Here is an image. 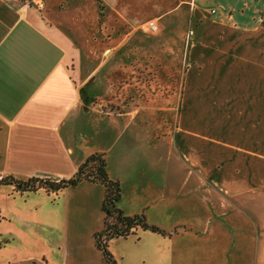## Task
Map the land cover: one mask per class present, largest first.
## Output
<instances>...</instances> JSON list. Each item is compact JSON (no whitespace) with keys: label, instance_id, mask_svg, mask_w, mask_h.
Here are the masks:
<instances>
[{"label":"crops","instance_id":"obj_1","mask_svg":"<svg viewBox=\"0 0 264 264\" xmlns=\"http://www.w3.org/2000/svg\"><path fill=\"white\" fill-rule=\"evenodd\" d=\"M98 1L0 0V179H69L103 154L118 205L158 229L111 240L114 254L121 243L140 264H218L228 248L232 264H264V0H178L145 18L158 37L147 21L124 30L141 22L130 5L102 0L100 14ZM181 7L199 21L178 95V64L162 77L154 61L157 39L183 38L168 19ZM104 196L87 180L56 193L0 185V264H105Z\"/></svg>","mask_w":264,"mask_h":264},{"label":"rangeland","instance_id":"obj_2","mask_svg":"<svg viewBox=\"0 0 264 264\" xmlns=\"http://www.w3.org/2000/svg\"><path fill=\"white\" fill-rule=\"evenodd\" d=\"M22 1H28L31 5L34 6V2H32V0H22ZM118 2L122 3V4H128L130 5V14L131 16H134L136 20L141 21L138 23H134L130 20V24L127 25L129 26V28H124L125 31H139V32H143L142 31V25L146 22L148 24L149 21H155V23L157 24V19L156 18H149V19H145L151 15L157 14L160 11H164V10H169L171 9L178 0H117ZM113 3H116V0H113ZM99 4V11L101 12L100 14H104V11H101L103 8L105 9V5L103 4L102 0L98 1ZM35 7V6H34ZM36 8V7H35ZM189 15L190 12L189 10H187L185 7H181L178 8L175 11V14L171 15L168 17V19L170 18H175L172 24L173 27H176L175 30H177L178 32L176 33V37L179 33L182 32V36L183 38H174L171 39V41L167 40V39H157L156 40V57L157 59L154 61L156 64L161 65L162 67V77H165V75L169 74L168 70H164V67H166L170 62L171 63H177L178 67H177V71L175 72L176 78L178 79V95L181 92V83L183 80V76H184V69L186 68V66L189 65V59H188V45L190 46L193 41H195V37H196V32H197V24L198 21L196 16H195V20L193 19H189ZM262 15H264L262 13ZM202 17V16H201ZM200 17V18H201ZM191 18V17H190ZM145 19V20H144ZM143 20V21H142ZM264 23V21H263ZM146 24L147 27V32L150 34H154L155 36H162L163 33H166V31L164 32L163 27H160L157 24V30L153 31L151 30V28ZM170 24H169V28H170ZM101 26V24L99 25V27ZM121 23H117L114 22L113 23V30H114V34L117 35V31L121 32ZM168 28V30H169ZM165 29V27H164ZM193 31V34L189 35L190 32ZM118 32V33H119ZM161 32H163L161 34ZM185 32V33H184ZM180 36V35H179ZM118 38L114 39V44H116V42L118 41ZM143 42L137 40V41H130L129 46H133L136 47L137 45H142ZM170 44H173L172 47L174 46L176 49L172 55V58L170 57V54H168V52L166 51L165 47L170 46ZM159 48V49H158ZM165 49V51H164ZM136 58V57H135ZM143 73L145 74L144 77L146 79L152 77L153 71H143ZM138 76V75H137ZM181 86V87H180ZM17 195H19V193H16ZM20 196V195H19ZM1 217V216H0ZM1 222V221H0ZM71 226H72V222H71ZM130 240H132L133 242H135L136 244H139V236H131L129 238ZM38 243H30L29 241H26V243L24 244L25 248H21V246H18L20 249L17 252L22 251L23 249L27 250L30 247H33L34 250L39 249L44 247L41 238H38L37 240H35ZM128 240H125V242L127 243ZM74 242V244H80V241L78 240H71L70 243V247L72 248H81L79 246H76L74 244H72ZM30 243V244H29ZM121 244V243H120ZM118 245L115 247L114 251L117 254H114L111 247L109 246V250L111 252V254L113 255V257L117 260L118 264H123V255H125V261L127 264H140L138 263L137 260V256H138V247L132 248V249H128L127 251L122 248L121 245ZM67 245V244H66ZM263 247H258V253L262 254L263 251ZM28 251V250H27ZM83 253H86L85 251H83ZM88 257V255L86 256ZM101 258V257H100ZM136 258V260H135ZM102 261V260H101ZM34 262H36L35 264H45V262L43 260H39V261H35V260H31V261H26V262H20V263H8V264H34ZM77 263V262H76ZM77 264H87L86 260H80V262H78ZM218 264H232V262L230 261V257H229V249L226 248V253H225V257L218 263ZM253 264H258V262H256V259H254ZM262 264V263H259Z\"/></svg>","mask_w":264,"mask_h":264},{"label":"trees","instance_id":"obj_3","mask_svg":"<svg viewBox=\"0 0 264 264\" xmlns=\"http://www.w3.org/2000/svg\"><path fill=\"white\" fill-rule=\"evenodd\" d=\"M102 183L105 186V196L102 203L104 212V228L94 234L95 244L101 251L105 264H118L109 250L111 240L127 237L139 228L157 231L158 229L147 223L144 215H128L118 205L121 198V185L118 180L112 179L106 169V159L103 154L89 156L79 167L77 173L60 181L32 177L27 181L16 180L13 176L0 179V185L13 184L20 191H37L45 189L56 193L61 189L78 185L81 181ZM36 262H34L35 264Z\"/></svg>","mask_w":264,"mask_h":264},{"label":"built area","instance_id":"obj_4","mask_svg":"<svg viewBox=\"0 0 264 264\" xmlns=\"http://www.w3.org/2000/svg\"><path fill=\"white\" fill-rule=\"evenodd\" d=\"M25 2L29 3L28 1ZM32 2H34V6L39 10L43 9L45 6L44 0H32ZM212 12H215V9H213ZM147 25L151 28V30H157V24L155 23V21H149ZM191 34H193V31H191L189 35Z\"/></svg>","mask_w":264,"mask_h":264}]
</instances>
